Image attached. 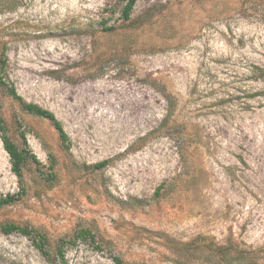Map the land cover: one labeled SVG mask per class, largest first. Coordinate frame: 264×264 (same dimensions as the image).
I'll list each match as a JSON object with an SVG mask.
<instances>
[{
	"label": "rangeland",
	"instance_id": "374dc122",
	"mask_svg": "<svg viewBox=\"0 0 264 264\" xmlns=\"http://www.w3.org/2000/svg\"><path fill=\"white\" fill-rule=\"evenodd\" d=\"M125 3L0 6L7 79L72 141L0 86V124L38 159L21 184L0 131V198L24 188L0 209V264H60L6 222L50 244L92 230L67 264H215L218 246L264 264V0H137L129 21Z\"/></svg>",
	"mask_w": 264,
	"mask_h": 264
},
{
	"label": "trees",
	"instance_id": "16d2710c",
	"mask_svg": "<svg viewBox=\"0 0 264 264\" xmlns=\"http://www.w3.org/2000/svg\"><path fill=\"white\" fill-rule=\"evenodd\" d=\"M15 0H0V6L6 9H11V5H13V2ZM137 0H126V3L123 7L122 11V18L125 21L131 20L132 16V11L133 8L136 4ZM106 30H113V27H105ZM8 53H7V44L4 42L2 51L0 53V86H3L7 93L13 97V99L17 100L20 102L22 105L23 109L26 110L27 112L39 116L41 118H45L49 120V122L54 126L58 133L59 140L61 142L62 147L66 150L69 151V149L72 146V141L67 133V131L64 128V125L62 121L55 115L53 111L50 109H47L38 103L34 102H29L25 100L18 92L16 89L14 83L10 82L7 77V65H8ZM0 131L2 134V138L4 141V147L6 151L8 152L10 156V161L12 165V170L14 173L17 175L20 183L22 184L23 182V169L26 165V163L30 160L37 161V156L32 152L30 149L29 145L26 143V138L24 133H22V138H23V145L20 146L16 141L13 140L11 135L9 134V129L6 125L3 123L0 124ZM110 160L106 159L100 162H97L92 165H87L86 166L89 168L93 169H103L109 164ZM22 190L21 192L19 191L18 193H13V194H7L5 196H2L0 198V209L3 208L6 205L13 204L17 200H19L20 195L23 194L24 188L21 185ZM161 193V188L159 187L156 191V195L159 196ZM1 230L5 234H10L13 232H20L24 235H27L32 238L33 243L35 247L40 251V253L48 258L49 260H53L55 263L56 260L60 262V264H67L66 260V253H67V247L69 245L76 244L78 240L80 239H90L93 240V242H96L95 238L96 235L92 232V230L87 229V228H82L77 230L70 238H61L59 239L55 244H50L49 239L45 234L40 232L39 230L35 228H31L28 226H24L15 222H6L1 225ZM192 244H182L179 248L183 252H188V249L191 247ZM99 246V245H97ZM205 247V246H204ZM201 248V246H200ZM199 248V249H200ZM217 250L215 251L212 249V253L208 258H205L207 261H212V255L214 253H219L221 255V258L215 262V264H234V260L236 259H247V255L245 256L246 253L249 254L248 251H242L240 249H234L232 247H223V246H218L216 247ZM179 250V252H182ZM193 250H198L197 248H194ZM192 250H189V252ZM51 254L54 255V257L51 256ZM236 254H239L240 257L236 258ZM180 256V259L178 262L180 264H203L201 263L200 259L198 261H190L183 259L182 256ZM195 259L197 257L194 255L193 256ZM236 258V259H234ZM117 264H126L122 259L116 258Z\"/></svg>",
	"mask_w": 264,
	"mask_h": 264
}]
</instances>
